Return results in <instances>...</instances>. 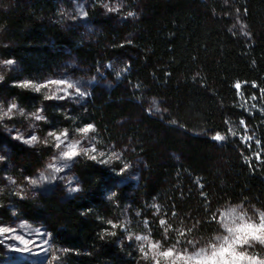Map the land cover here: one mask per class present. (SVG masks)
Returning <instances> with one entry per match:
<instances>
[{
  "label": "trees",
  "instance_id": "16d2710c",
  "mask_svg": "<svg viewBox=\"0 0 264 264\" xmlns=\"http://www.w3.org/2000/svg\"><path fill=\"white\" fill-rule=\"evenodd\" d=\"M66 1L0 0V59L27 79L67 63L102 72L110 86L92 88L80 106L47 104L46 116L91 125L138 171L76 158L77 193L20 201L22 219L44 228L64 264H140L132 241L111 227L125 212L160 241L196 246L219 236L228 208L264 214V0H122L123 18L90 0V38L65 29ZM13 151L26 174L47 157Z\"/></svg>",
  "mask_w": 264,
  "mask_h": 264
},
{
  "label": "rangeland",
  "instance_id": "374dc122",
  "mask_svg": "<svg viewBox=\"0 0 264 264\" xmlns=\"http://www.w3.org/2000/svg\"><path fill=\"white\" fill-rule=\"evenodd\" d=\"M102 2L103 14L121 18L126 16V6L123 5L122 0H102ZM66 3L62 10L65 29L84 32L90 38L94 30L88 16V10L92 7L91 1L67 0ZM8 61L12 63H7ZM103 75L102 72L91 73L88 67L67 63V68L50 76L27 79L21 75L14 60L0 59V229H9L0 232V264H64L59 255L61 251L53 247L50 236L44 228L22 219L17 208L20 201L51 192L53 189L65 196L77 193L78 182L72 172L76 158L92 160L108 169L117 167V174L132 177L137 173V165L119 161V157L112 154L110 148L99 141L93 127L84 133L81 129L89 125L78 126L76 121H70L67 126H63L65 122L62 119L66 120V117L61 112L55 114L62 117V119L57 117V122L51 121L46 116L47 104L60 102L65 105L80 106L88 100L92 88L105 89L110 86ZM52 81L66 83L53 84ZM69 83L73 87L68 88ZM10 87L30 94L35 100L27 103L18 101L8 92L7 89ZM37 116L41 118L37 119ZM33 137L36 139L33 140ZM70 144L76 146L74 150L77 152V155L71 159L62 155ZM15 148L47 153V157L40 168L31 174H26L11 161ZM233 209L235 212L232 211ZM241 216L244 218L243 221L240 219ZM113 220L111 227L114 230L119 229L123 233L122 238L132 241L138 257L142 258L140 264H185L182 258L201 248L210 251V244L221 242L216 238L204 246L189 243L184 246L179 242L173 244L167 240L163 242L143 230L138 221L134 224L126 212ZM241 222L259 224L261 214L247 212L240 207L222 211L219 217L218 237L229 235L223 227L224 224L235 227ZM137 236L142 239H136ZM153 244L158 246L153 248ZM168 249H172V254L162 255ZM237 251L264 260V244L257 241L238 245Z\"/></svg>",
  "mask_w": 264,
  "mask_h": 264
},
{
  "label": "snow or ice",
  "instance_id": "6c2138e0",
  "mask_svg": "<svg viewBox=\"0 0 264 264\" xmlns=\"http://www.w3.org/2000/svg\"><path fill=\"white\" fill-rule=\"evenodd\" d=\"M7 63H12L8 61ZM53 84H65V81H52ZM68 88L73 87L72 84H67ZM239 87V85H237ZM15 107V105H12ZM11 111V108L9 109ZM41 117L37 116V119ZM92 128L91 125L87 126L84 129H81L82 132L87 133ZM33 140L36 138L33 137ZM59 139V137H57ZM216 140H221L223 137L217 135L214 137ZM59 147V144L57 145ZM75 145H68V150L64 151L62 155L66 158L71 159L73 156L77 155V152L74 150ZM59 171V169H57ZM35 183V181H33ZM235 212V209L232 210ZM243 221V216L240 217ZM160 223L165 224L164 220H161ZM223 227L226 228L229 235H225L222 238L216 237V240L221 241L219 244L212 243L209 245L210 251L205 248L199 249V251L182 258L185 261V264H264V260L257 259L255 257L247 256L244 252L237 251L238 245L249 244L250 241H257L261 244H264V214H261V222L256 223H246L241 222L235 225V227H228L227 224H224ZM167 231V229H165ZM9 229H0V232H6ZM183 234V233H181ZM136 239H142V237L137 236ZM147 239V237H143ZM189 243H192L189 241ZM157 244H153L152 247H157ZM172 254V249H168L162 255L169 256Z\"/></svg>",
  "mask_w": 264,
  "mask_h": 264
}]
</instances>
